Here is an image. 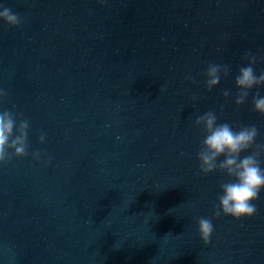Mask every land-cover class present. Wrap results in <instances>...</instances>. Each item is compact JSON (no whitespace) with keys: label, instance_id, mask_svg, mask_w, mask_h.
<instances>
[{"label":"water","instance_id":"water-1","mask_svg":"<svg viewBox=\"0 0 264 264\" xmlns=\"http://www.w3.org/2000/svg\"><path fill=\"white\" fill-rule=\"evenodd\" d=\"M0 5L23 20L0 21V110L30 120V152L52 158L0 167V264H264V191L253 217L215 218L228 177L199 174L194 127L215 110L234 128L255 124L264 143L252 110L264 87L234 103L244 55L264 72V0ZM209 63L231 66L211 92ZM200 217L214 226L207 245Z\"/></svg>","mask_w":264,"mask_h":264},{"label":"clouds","instance_id":"clouds-1","mask_svg":"<svg viewBox=\"0 0 264 264\" xmlns=\"http://www.w3.org/2000/svg\"><path fill=\"white\" fill-rule=\"evenodd\" d=\"M0 21L12 28H19L23 23L19 14L10 8L0 5ZM246 61L238 69L235 84L238 89L234 96L237 107L244 106L254 89L264 87V72L257 75L255 65L257 57L248 52L243 57ZM204 76L205 88L213 91L221 83V79L231 76V66L226 64L209 63ZM187 80L195 83L192 76ZM225 99L232 97L231 90H224ZM8 99V92L0 89V105ZM195 101L197 97L194 95ZM252 110L264 116V95L256 91L252 96ZM194 127L203 134L201 146L197 152L199 161V174L205 176L219 173L228 177V180L220 184L218 204L215 218L221 213L236 220L251 218L257 214L256 201L264 191V143H258L260 135L255 124L233 127L229 122H218L215 110H209L198 115L194 121ZM31 122L23 114L4 109L0 110V167L7 166L13 158H25L31 155L37 163H52L51 156L41 150L30 152L29 133ZM39 142L46 143V133L41 132ZM47 156L46 160L42 157ZM223 158V159H221ZM199 235L205 245L210 242L214 232L212 219L200 217L197 221Z\"/></svg>","mask_w":264,"mask_h":264}]
</instances>
